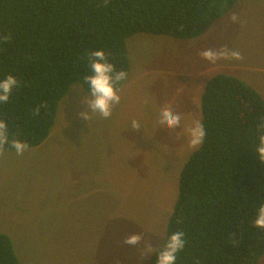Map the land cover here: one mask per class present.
Listing matches in <instances>:
<instances>
[{
	"label": "rangeland",
	"instance_id": "374dc122",
	"mask_svg": "<svg viewBox=\"0 0 264 264\" xmlns=\"http://www.w3.org/2000/svg\"><path fill=\"white\" fill-rule=\"evenodd\" d=\"M207 48L239 51L242 59L212 63L199 55ZM126 49L129 71L111 117L91 113L82 103L87 91L72 87L69 110L57 106L54 134L22 155L0 154V233L19 264H148L194 151L183 129L201 119L206 81L233 75L264 100V0H236L193 38L134 33ZM164 105L180 113L181 129L159 123ZM133 119L141 129L131 128ZM132 233L144 238L135 247L123 243ZM145 244L153 251L142 256Z\"/></svg>",
	"mask_w": 264,
	"mask_h": 264
},
{
	"label": "trees",
	"instance_id": "16d2710c",
	"mask_svg": "<svg viewBox=\"0 0 264 264\" xmlns=\"http://www.w3.org/2000/svg\"><path fill=\"white\" fill-rule=\"evenodd\" d=\"M235 1L0 0V78L13 74L19 81L9 101L0 103L9 141L31 147L46 139L70 85L78 82L88 91L84 78L91 73L93 50H103L117 71L128 74L130 35L193 38ZM37 106L40 112L34 115ZM200 110L204 143L179 172L164 240L148 264H156L159 250L177 231L186 243L175 264H257L264 254V229L253 220L264 203V162L254 148L264 100L237 77L217 73L205 83ZM4 149L14 148L9 142ZM0 264H19L4 233Z\"/></svg>",
	"mask_w": 264,
	"mask_h": 264
},
{
	"label": "clouds",
	"instance_id": "9594fccd",
	"mask_svg": "<svg viewBox=\"0 0 264 264\" xmlns=\"http://www.w3.org/2000/svg\"><path fill=\"white\" fill-rule=\"evenodd\" d=\"M107 2V0H106ZM233 21L236 20V16L231 17ZM7 39V37H5ZM199 55L209 61L216 62L218 59L233 58L242 59L239 51L228 50L221 48L214 50L207 48L199 52ZM89 67L91 73L85 76V82L88 86L87 95L82 99V103L87 105L91 109V113H98L102 118H109L112 115V109L115 105L121 101L117 85L127 78V72L124 70L117 71L115 65L109 62L106 53L103 50H93L88 57ZM19 81L13 74H8L3 78H0V103H6L9 101L13 90L18 86ZM73 88L80 91L78 85H73ZM40 112V106L34 109V115H38ZM80 116L87 120L89 117V111L82 110ZM181 115L175 112L171 106L164 105L159 111V123L167 129H181ZM131 128L133 130L141 129L140 122L137 119L131 121ZM258 143L254 148V152L258 155L261 162H264V118H261L257 124ZM187 135V143L189 148L196 150L203 143L206 135V131L203 123L200 119H193L190 126L183 129ZM10 142L11 147L15 149L17 155H22L28 148L26 141L19 139H12L9 141L8 124L4 119H0V154L3 153V149L6 144ZM255 227L264 229V203H261L256 208L255 219L253 220ZM143 235L140 233H132L126 236L123 243L129 246H137L143 240ZM186 243L184 233L177 231L172 233L166 240L163 247L159 250L156 264H175L177 254L184 248ZM142 256H147L153 251L151 244H145V246L139 249Z\"/></svg>",
	"mask_w": 264,
	"mask_h": 264
},
{
	"label": "crops",
	"instance_id": "0c3cea01",
	"mask_svg": "<svg viewBox=\"0 0 264 264\" xmlns=\"http://www.w3.org/2000/svg\"><path fill=\"white\" fill-rule=\"evenodd\" d=\"M73 84V83H72ZM80 84V83H79ZM81 85V84H80ZM79 86V85H78ZM73 86L70 85V89H68V91L66 92V94L61 98V100L59 101V104H58V108L61 106V107H65L67 108V110H69L68 108V105L70 104L69 100H72V98H74L71 94V88ZM80 87V86H79ZM85 90H83V87L81 86L80 87V91L81 93H84ZM62 115V119H64L65 115L61 114ZM51 134H54V130L51 129ZM41 144V143H40ZM37 146V145H36ZM32 147V146H31ZM257 264H264V255L261 256L258 260V263Z\"/></svg>",
	"mask_w": 264,
	"mask_h": 264
}]
</instances>
